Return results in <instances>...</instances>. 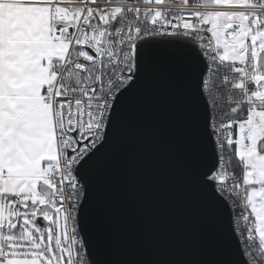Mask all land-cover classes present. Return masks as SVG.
I'll return each mask as SVG.
<instances>
[{
  "label": "snow or ice",
  "instance_id": "obj_1",
  "mask_svg": "<svg viewBox=\"0 0 264 264\" xmlns=\"http://www.w3.org/2000/svg\"><path fill=\"white\" fill-rule=\"evenodd\" d=\"M159 53L192 71L224 261L98 256L96 177ZM0 264H264V0H0Z\"/></svg>",
  "mask_w": 264,
  "mask_h": 264
},
{
  "label": "water",
  "instance_id": "obj_2",
  "mask_svg": "<svg viewBox=\"0 0 264 264\" xmlns=\"http://www.w3.org/2000/svg\"><path fill=\"white\" fill-rule=\"evenodd\" d=\"M161 75L133 100L95 181L92 226L102 260L224 261L231 215L195 182L205 152L188 92L192 71L159 53Z\"/></svg>",
  "mask_w": 264,
  "mask_h": 264
},
{
  "label": "built area",
  "instance_id": "obj_3",
  "mask_svg": "<svg viewBox=\"0 0 264 264\" xmlns=\"http://www.w3.org/2000/svg\"><path fill=\"white\" fill-rule=\"evenodd\" d=\"M217 156V155H216ZM217 166H218V157H217ZM239 211V210H238ZM241 226H243V225H241Z\"/></svg>",
  "mask_w": 264,
  "mask_h": 264
}]
</instances>
